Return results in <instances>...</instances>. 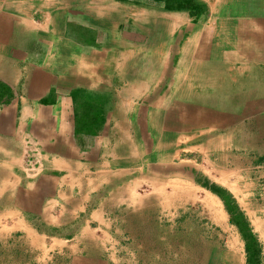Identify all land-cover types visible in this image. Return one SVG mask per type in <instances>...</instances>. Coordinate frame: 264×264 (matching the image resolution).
<instances>
[{
    "label": "rangeland",
    "instance_id": "obj_1",
    "mask_svg": "<svg viewBox=\"0 0 264 264\" xmlns=\"http://www.w3.org/2000/svg\"><path fill=\"white\" fill-rule=\"evenodd\" d=\"M159 1L168 9H124L129 47L119 61L130 76L115 69L124 79H107L100 104L129 91L134 108L121 117L115 108L116 122L93 109L84 130L107 142L80 175L31 191L32 200L25 188H5L0 165V264H264V110L244 74L264 66L251 61L258 47L250 31L236 42L222 30L228 14L219 9ZM51 2L0 0V23L17 33L28 22L12 9H25L36 25L26 33L35 34ZM24 42L42 50L37 33ZM15 48L12 57L23 47ZM20 167L34 181L48 169L35 155Z\"/></svg>",
    "mask_w": 264,
    "mask_h": 264
},
{
    "label": "crops",
    "instance_id": "obj_2",
    "mask_svg": "<svg viewBox=\"0 0 264 264\" xmlns=\"http://www.w3.org/2000/svg\"><path fill=\"white\" fill-rule=\"evenodd\" d=\"M127 1L134 6L115 0L113 3L107 0H55L51 9H42L45 18L40 23L41 30L36 32L42 50L37 54L29 49L28 42H24V39L36 36V33H26L36 28L28 10L24 15L25 9H12L16 16L28 22L26 27L19 28V33L0 23V165L8 173L2 182L6 184L5 188L7 184L16 191L25 188L30 194L38 188L47 190L50 183L58 185L66 179L72 182L77 173L80 175V167H85L92 154L103 147L102 141L107 142V134L102 138L99 133L88 136L90 131L84 130L94 124L93 109L99 116L98 110L102 106L106 109L102 119L113 118L114 122L115 108L118 117L126 113L130 116L135 92L122 91L118 102L113 101L108 107L100 104V96L107 89V79L130 76L124 62L119 61L121 52L129 47V42L125 46L124 41V29L129 28L124 27V9H168L170 3ZM189 2V6L180 3L176 9H219V13L228 14V18L220 21L221 29L231 30L236 42L245 31H250V43L258 47L251 52V61L264 63V0ZM3 14L0 10L1 20ZM122 25L123 30L118 32ZM18 46L23 48L12 57L11 48L16 47V51ZM115 54H118L117 59ZM249 68L246 69L249 75L244 74L254 79L250 81V94H261L259 101L264 110V83L258 86V80L264 78V66H256L257 70L253 65ZM115 69H123L124 78L123 73L115 72ZM108 122H104V131L109 130L111 123ZM124 123L122 119L120 124ZM188 125L190 123L184 124ZM34 155L44 160L48 168L35 181L18 171L20 163ZM58 173H61L60 177L56 175ZM30 197L34 200L33 194Z\"/></svg>",
    "mask_w": 264,
    "mask_h": 264
},
{
    "label": "trees",
    "instance_id": "obj_3",
    "mask_svg": "<svg viewBox=\"0 0 264 264\" xmlns=\"http://www.w3.org/2000/svg\"><path fill=\"white\" fill-rule=\"evenodd\" d=\"M218 192V191H217ZM227 204H228V209L232 212L233 214V219L241 226L242 230H244V234H245V237L247 238L248 242H250V244L253 242L254 240V236L253 234L250 232H246V221H241L242 219V215L238 212L236 213V210L231 206V204L229 203V201H227ZM241 218V219H240Z\"/></svg>",
    "mask_w": 264,
    "mask_h": 264
},
{
    "label": "bare ground",
    "instance_id": "obj_4",
    "mask_svg": "<svg viewBox=\"0 0 264 264\" xmlns=\"http://www.w3.org/2000/svg\"><path fill=\"white\" fill-rule=\"evenodd\" d=\"M236 241V240H235Z\"/></svg>",
    "mask_w": 264,
    "mask_h": 264
}]
</instances>
